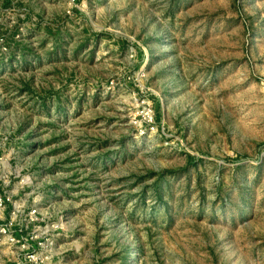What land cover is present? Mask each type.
<instances>
[{"label":"rangeland","instance_id":"rangeland-1","mask_svg":"<svg viewBox=\"0 0 264 264\" xmlns=\"http://www.w3.org/2000/svg\"><path fill=\"white\" fill-rule=\"evenodd\" d=\"M0 194V264H264V0H0Z\"/></svg>","mask_w":264,"mask_h":264},{"label":"built area","instance_id":"built-area-1","mask_svg":"<svg viewBox=\"0 0 264 264\" xmlns=\"http://www.w3.org/2000/svg\"><path fill=\"white\" fill-rule=\"evenodd\" d=\"M68 1L71 6L75 5L76 0H68ZM68 12L71 13V10L69 9ZM10 201L11 199L9 197L0 194V209L5 208L7 203ZM29 214L30 216L31 215L36 216L37 210L33 209ZM27 258L28 260L32 261L35 264H41V262H43L42 258H40L37 254L34 253L28 254Z\"/></svg>","mask_w":264,"mask_h":264}]
</instances>
